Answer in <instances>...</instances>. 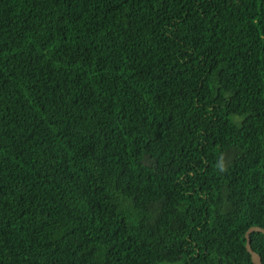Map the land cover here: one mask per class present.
<instances>
[{"label": "trees", "instance_id": "obj_1", "mask_svg": "<svg viewBox=\"0 0 264 264\" xmlns=\"http://www.w3.org/2000/svg\"><path fill=\"white\" fill-rule=\"evenodd\" d=\"M254 226L264 0H0V264H254Z\"/></svg>", "mask_w": 264, "mask_h": 264}, {"label": "water", "instance_id": "obj_2", "mask_svg": "<svg viewBox=\"0 0 264 264\" xmlns=\"http://www.w3.org/2000/svg\"><path fill=\"white\" fill-rule=\"evenodd\" d=\"M255 232L264 234V228L254 226V227H251L247 231V233H246V240H247L246 248H247V251L251 254L252 261L254 264H263L261 256L253 250L252 245H251L252 244L251 243V234L255 233Z\"/></svg>", "mask_w": 264, "mask_h": 264}]
</instances>
